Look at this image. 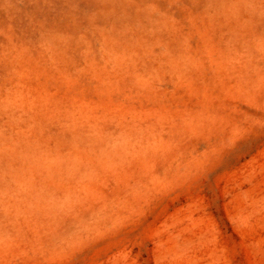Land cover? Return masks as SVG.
I'll list each match as a JSON object with an SVG mask.
<instances>
[{
	"label": "rangeland",
	"instance_id": "obj_1",
	"mask_svg": "<svg viewBox=\"0 0 264 264\" xmlns=\"http://www.w3.org/2000/svg\"><path fill=\"white\" fill-rule=\"evenodd\" d=\"M0 264H264V0H0Z\"/></svg>",
	"mask_w": 264,
	"mask_h": 264
}]
</instances>
